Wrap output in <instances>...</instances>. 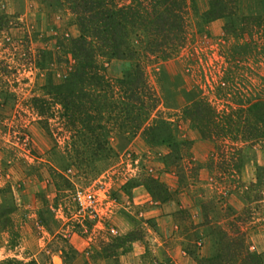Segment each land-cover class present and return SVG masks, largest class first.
Masks as SVG:
<instances>
[{
	"label": "rangeland",
	"instance_id": "obj_1",
	"mask_svg": "<svg viewBox=\"0 0 264 264\" xmlns=\"http://www.w3.org/2000/svg\"><path fill=\"white\" fill-rule=\"evenodd\" d=\"M261 12L264 0L237 2L238 17ZM188 22L184 46L165 61L100 59L112 82L138 63L160 100L150 119L162 118L188 154L113 129L109 154L77 156L45 91L68 70L73 16L62 0H0V264H198L233 224L264 252V138L211 142L181 112L193 93L216 110L264 97V55L233 59L243 41L224 34L225 19L203 25L191 12ZM87 192L93 208L81 210L76 194Z\"/></svg>",
	"mask_w": 264,
	"mask_h": 264
},
{
	"label": "trees",
	"instance_id": "obj_2",
	"mask_svg": "<svg viewBox=\"0 0 264 264\" xmlns=\"http://www.w3.org/2000/svg\"><path fill=\"white\" fill-rule=\"evenodd\" d=\"M195 1L62 0L73 16L77 35L66 37L63 46L69 58L64 60L68 70L62 81H49L45 91L51 97L49 106L58 104L61 108L60 117L75 155L109 154L104 134L113 129L126 138L141 130L147 142H171L172 154H188L189 144L172 141L162 118L150 119L160 100L147 85L138 63L131 75L112 82L105 77L100 59H134L137 54H150L159 61L171 58L187 40L191 12L203 25L225 19L224 34L243 41L238 52L230 54L233 59L237 55H264V42L259 45L253 40L255 35L264 37V12L238 17V0H206L203 10ZM181 112L200 136L211 142L227 138L245 145L264 138V97L216 110L193 93ZM240 149H235L237 155ZM235 168L237 173L240 164ZM233 225L234 233L219 229L216 249L201 259L195 256L198 264H264V252L250 251L244 232Z\"/></svg>",
	"mask_w": 264,
	"mask_h": 264
},
{
	"label": "built area",
	"instance_id": "obj_3",
	"mask_svg": "<svg viewBox=\"0 0 264 264\" xmlns=\"http://www.w3.org/2000/svg\"><path fill=\"white\" fill-rule=\"evenodd\" d=\"M94 195L91 193H77L76 200L81 210H91L94 202Z\"/></svg>",
	"mask_w": 264,
	"mask_h": 264
}]
</instances>
